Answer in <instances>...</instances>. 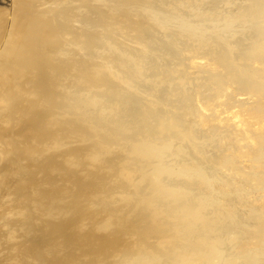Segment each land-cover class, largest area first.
I'll return each mask as SVG.
<instances>
[{"label": "bare ground", "instance_id": "6f19581e", "mask_svg": "<svg viewBox=\"0 0 264 264\" xmlns=\"http://www.w3.org/2000/svg\"><path fill=\"white\" fill-rule=\"evenodd\" d=\"M5 1L0 2V209L5 207L0 219L23 208L29 214L31 201L38 206L30 214L51 216L39 224L22 212L26 226L35 222L30 230L39 226L38 232H46L32 240L28 233L31 241L20 246L23 257L39 264H232L253 251L254 235L245 229L246 238L243 232L244 238L235 235L233 245L225 237L251 218L245 213L254 203L259 202L255 212L264 215V0ZM227 15L255 21L249 42L225 45L219 35L222 46L213 34L198 36L199 29L233 22ZM234 23L232 31L242 29ZM162 92L170 98L162 99ZM198 135L204 141L211 137L202 144ZM62 149L70 159L87 158L96 172L86 168L83 180L78 170L67 173ZM56 157L63 161L56 164ZM80 162L74 163L82 167ZM54 171L62 175L57 182L62 186L52 180L50 186L58 189L53 186V195H47L38 177ZM243 172L257 177L252 192L259 193L249 200L240 195L245 216L236 210L242 206L239 191L252 188L246 175L240 178ZM216 179L219 184L212 183L220 188L222 183L221 193L209 196L217 197L212 198L218 206L208 211L197 199L211 193L203 184ZM233 189L239 202L232 196L226 201ZM261 247L254 250L259 252L254 262H244L264 264Z\"/></svg>", "mask_w": 264, "mask_h": 264}, {"label": "rangeland", "instance_id": "374dc122", "mask_svg": "<svg viewBox=\"0 0 264 264\" xmlns=\"http://www.w3.org/2000/svg\"><path fill=\"white\" fill-rule=\"evenodd\" d=\"M4 1H5V0H0V2H1L2 4L6 2V1H5V2H4ZM166 2H167V1H166ZM6 3H7V2H6ZM225 14H226V13H225ZM235 16H236V15H235ZM226 17L228 18V15H227ZM230 17L232 18L233 22H232V21L229 22V23L224 22V23H226L227 25H229L230 23L233 24L234 22H236V20L238 21V19H239L238 16H236V17H238V19H237L236 17H234V16H229L228 19L226 18L227 21L231 19ZM240 19H241L242 21H240ZM240 19H239L240 22H237V23H239V24L241 23V25H239V24H238V25H239V27H242V29L238 28V29L236 30V28H234V29L237 31L236 33H234V34H236V35H234V34L232 33V32H235V30L232 31V28H233L232 26H233V25H232V26L229 25V26L227 27V25L225 24V26H224L225 28H224V27H221V26L224 25V23L217 22V23H220V24H222V25L220 26V24H219V25L216 24L215 26L213 25L212 27H209V28H208V30H209L210 28H215L216 26H218V27L220 26L221 28H224V29H223L224 32L220 30L221 28H218V30H217V28H215V29L217 30V32H220L221 34H222V33H223V34H225V33H228V34H229V33H230L231 35H234V36L231 37V35L229 34V35H230V38H229V39H228L229 35H228V37L226 36L227 34H226V35H223V34L221 35V34L217 33L218 36L215 35L216 30L214 31L213 29H210V30H209L210 33H208V30H206V29H205V30H202V29L200 30V29H199V34H200V35L198 34V36L203 35V36L205 37V36H207V35H205V34L207 33L208 36H207L206 38H208V37L211 38V37H210L211 35H209V34H213L214 36L212 35V37L215 38V40H216V39H217V40L215 41V40H213V38H212V40H213V42L215 41L216 44H218L217 41H218L219 39H222L223 36H224V37H223L224 39H223L222 42H223L225 45H226V43L228 42V40H231L230 42H232V43H233V42H244V43H247V42H249V37H250V36H248V35H249L248 32L250 33V32L252 31V28L254 29V26H255L254 23H255V21H254L253 24H252V22L249 21L250 23L248 24V21H246L247 23H245L244 18L241 17ZM234 20H235V21H234ZM225 21H226V20H225ZM165 22H166V24L164 25ZM167 23H168V25H167ZM237 23H234V26H235V24H236L235 27L238 26ZM242 23H245V24L243 25ZM214 24H215V23H214ZM250 24H251V25H250ZM258 24H259V22H258ZM162 25H164V26H169L170 23H169V21H168V22H167V21H164ZM176 25H177V24H176ZM253 25H254V26H253ZM171 26H172V25H170V27H171ZM198 26H199V25H198ZM245 26H246V27H245ZM176 27H177V26H176ZM176 27H175V28H176ZM201 27H202V25H201ZM177 28H180V27L178 26ZM228 28H229V29H228ZM243 28H245V29H243ZM226 29H227L229 32H227ZM225 30H226V31H225ZM250 30H251V31H250ZM205 31H207V32H205ZM211 31H212V32H211ZM231 31H232V32H231ZM200 32H201V33H200ZM243 32H245V33L247 32V33H246V34L244 33V34H245V35H244ZM202 33H205V34H202ZM242 34L244 35V37L247 36L248 39H245V38H246V37H245V38L242 40V38H243V35H242ZM247 34H248V35H247ZM219 35L222 36V37H220V38H216V37H219ZM238 35H239V36H238ZM203 36H202V37H203ZM235 36H236V37H235ZM233 37H234V38H233ZM232 38H233L234 40H235V38H236V39L238 38L239 41H237L238 39L234 41ZM212 40H211V41H212ZM244 40H246L247 42L244 41ZM219 42H221V40H220ZM230 42H228V43L230 44ZM224 44L219 43L218 45H222V46H223ZM187 87H188V86H187ZM161 94H162V96H161V95H160V96H161L162 99H164L165 96H166V97H167V96L169 97V94H168L167 92H162ZM169 98H170V97H169ZM189 122H190V124H191V127H193L192 129H194V128L197 129V127H194V125L196 126V123H195L194 120L192 121V119H191V120H189ZM192 122H193L194 124H193ZM192 125H193V126H192ZM191 127H190V128H191ZM196 129H194V130H196ZM200 136H202V135H198V137H197L198 140H197V141L199 142L200 140H202V142L200 141V143H202V144L208 142V141H209V138L211 137V136H209V137L206 136V137H208V138H206V137H205V138L208 139V141H204V136H202L203 139H202ZM213 136H214V137H215V136L217 137V135L214 134V135H212L211 138H214ZM199 138H201V139H199ZM206 139H205V140H206ZM210 143H211V142H210ZM77 146H78V145H77ZM79 146H80V144H79ZM79 146L77 147L78 149H79ZM82 146H83V145L81 144V147H82ZM74 147H75V146H74ZM70 148H71V149H69V148H68V149L66 148V149L69 150V152H70V150L74 149L73 147H70ZM66 149H65V150L62 149V152L64 151V153H62V152H60V151H59V153H58V154H60V153L63 154L62 156L64 157V159H65L64 161L66 162V163L64 162L65 165H66V164H67V165H70V163H71L70 166H72V164H73L74 162L76 163V161H78L77 164H79L80 161H84V159L86 160V161H84V163L80 162L81 165H82V167H83L85 170H83L82 167H80V165H78V166H77V164L75 165V163H74L73 166L71 167L72 169H73V167H74L73 170H71L70 167H67V165L65 166V165L63 164V162L60 163V165L63 164V165H61V166L59 165L60 167H62V166H63L62 168H65V167H66V171L68 170L67 173L72 174V171H73V175H74V172L77 173V170H78L79 172H78L76 175H78V177L80 176L79 179L83 180V179H85V177L83 178V173H85L84 176H85V175L87 176V174H86L87 171H88L87 173H89V172L91 171L90 173H91L92 175H93L94 172H96V171H94L95 169H94L93 167H90V168H89V166H87L88 164L86 165V163H87V158L82 157V158L80 159V161H79V159H78V160H75L76 157H75V158L72 157L73 159H72V158L70 159V158H69L70 155H68V151H67ZM65 151H66L67 154H65ZM64 155H65V156L68 155V157H65ZM62 156H61V157H62ZM61 157H60V158H59V157H56V158H55V159H58V160L55 161L56 164L59 163V160H62V161H63V158H61ZM43 158H46V157H43ZM201 158L203 159V158H205V157H201ZM255 158H256V157H255ZM66 159H67V160H68V159L71 160V161H68L69 164H68V162H67ZM161 159H162V157H161ZM163 159H165V158L163 157ZM39 160L42 161V157H39ZM72 160H74V161H72ZM41 161H39V162H41ZM43 161H44V160H43ZM43 161H42V162H43ZM35 162H37V161H35ZM35 162H34V163H35ZM39 162H37V163L39 164ZM72 162H73V163H72ZM85 162H86V163H85ZM197 162H198V161H197ZM171 163H172V165L175 163V165L172 166L173 168H176V170H177L178 167H179V169H180L181 166L176 165V162H175V161L170 162V164H171ZM194 163H196V161H195ZM33 165H34L33 168L36 167V164H33ZM83 165H84L85 167H84ZM89 165H90V164H89ZM256 165H257V164H255L254 166H256ZM37 166H38V165H37ZM64 166H65V167H64ZM194 166L196 167V164H194ZM77 167H78V168H81L82 171L79 170ZM67 168H69V169H67ZM86 168H88L87 171H86ZM195 169H196V168H195ZM69 170H70V171H69ZM56 171H57V170H56ZM193 171H195V170H193ZM247 172H249V170H248ZM247 172H245V173H247ZM52 173H53V174H52ZM81 173H82V175H80ZM245 173L243 172V174L240 175V176H241L240 178H241V179H244V178L246 177V179H244L245 182L248 183V182L250 181V182H249V186H252V188L247 189V192L249 191L248 193L245 192L246 189H244V190H245L244 192H243V191H239L240 193H239L238 191L234 192V189H233V190H228V193H229V194L227 193V195H230L232 192H233L232 194H234V195H230V196L225 195L226 198L229 197L228 200H226L227 202L230 201V200H233L234 197H235L234 199L236 200L237 197L235 196V194L237 195V194L239 193L238 196H239L240 198L238 197L237 199H238V200L240 199V200H239V201H240V205H242V203L245 202V200L243 201V199L246 198L247 195H248V198H247L246 200H249V199H251L250 197H252V196L254 197V196H257V195L259 194V193H258V194H255V195H254V192H255V191L252 192V191L254 190V188H253L254 185H252V184L256 183V180H255V179H256L257 177H254V178H252L253 176L250 177V174H249V173H252L251 171H250L248 174H245ZM51 174H52V175H51ZM55 175H56V176H55ZM92 175H88V177H90V176H92ZM245 175H246V176H245ZM247 175H248V177H247ZM51 176H53L54 178L51 177ZM61 176H62V175H59L58 172H56V174H55V171H54V172H50V175L47 174V175H45V177L43 176L44 178H43V177L41 178L40 175H39L40 178L38 177V179H41V180H40V183H41L40 185H41V186H42V185L44 186V187H43V186L40 187V191H43V192H45L46 194L48 193L47 195L51 194V192H52L53 190L56 191V189H58V187L60 188L59 185L62 186L61 181H63V180H61V178H59V177H61ZM191 176H192V175H191ZM193 176H194V175H193ZM243 176H245V177H243ZM49 177H50V179H49ZM186 177H187V176H186ZM51 178H52V179H51ZM56 178H57L58 180H57ZM63 178H64V177H63ZM86 178H87V177H86ZM248 178H251V179L248 180ZM241 179H240V180H241ZM42 180H43V181H42ZM52 180H54V181L56 182L55 184H56L58 187L55 186V185L50 186V182H51ZM59 180H61V181H60L61 184L57 183V182H59ZM247 180H248V181H247ZM210 181H211V180H210ZM210 181H209V182H210ZM215 181L219 184V181H217V179L211 181V182L209 183L210 185H209V184H203V185H205V186H206V185L208 186V187L206 186V188L209 189V192H210V190H212V191H211V193H208L206 196L204 195L205 197H203L202 199H200V198L197 199V201L200 202L199 205H200V206L202 205L201 207H203V206L205 207V206L207 205L206 208H207L208 211H211V210L213 211V210L215 209V207L218 206L217 204H215V202H213V200L215 201V199H213L212 197H214V196H218V195H219V192H218V191H220V193H221V189H222V183H221V188H220V187H219L220 185H218V184H213ZM252 181H253V182H252ZM212 182H213V183H212ZM216 182H215V183H216ZM245 182L243 181L244 184H245ZM251 182H252V183H251ZM203 183H204V182H203ZM207 183H208V182H207ZM250 183H251V184H250ZM44 184H45V185H44ZM47 184H49V185H47ZM211 185H212V186H211ZM215 185H216V186H215ZM46 186H47V187H46ZM53 186H55L56 188H54ZM217 186H218L219 188H217ZM209 187H211V188H209ZM215 187H216V188H215ZM255 187H257V184L255 185ZM259 187H260V186H259ZM262 187L264 188V186H262ZM51 188H52V189L54 188V189L52 190ZM223 188H224V187H223ZM246 188H247V187H246ZM214 189H215V190H214ZM74 190H75V189H74ZM235 190H236V189H235ZM240 190H242V189H240ZM213 191H214V193H213L214 196H209L210 194L213 195V194H212ZM229 191H230L231 193H230ZM237 192H238V193H237ZM241 192H243V193H241ZM217 193H218V195H217ZM244 193H245L246 196L244 195ZM242 194H243V195H242ZM51 195H53V193H52ZM51 195H50V196H51ZM240 195L243 196V197L245 196V197L242 198ZM250 195H251V196H250ZM231 196H232L233 198H232ZM207 197H211V198H212V199H211L212 203H210L211 201H210V199H208ZM214 198H217V197H214ZM231 198H232V199H231ZM241 199H242V202H241ZM208 200H209V201H208ZM238 200H236V201H238ZM205 201H208L209 205H208V204H205V203H207V202H205ZM221 201H222V200H221ZM224 201H225V198H224ZM239 201H238V202H239ZM2 202H3V201H2ZM21 202H22V201H21ZM21 202L18 201V205L20 206V208H21V207L23 206V204H24V203L21 204ZM32 202L35 203L36 201H31V203H30L31 205H30V207H29L30 209L28 208L27 211H29V210L31 211V208H32V211H33V209L35 208V206H36V209H34V210H37V206H38V205H36V204H38V203L36 202L35 205H33ZM67 202H68V201H67ZM246 202H247V201H246ZM4 203H5V202H4ZM258 203H259V202L254 203V205H256V206L253 205V207H252V208H253V209H252L253 211H252V210H251V211L249 210L250 212H246V213H245V209H243V208H244L243 205H242V206H239V205H238V207H237L236 210H241V209H242V210H241L242 212H243V210H244L243 215L245 216V214L248 213V214L246 215L247 217H248L249 213H251V214H252V215L250 214L251 218L249 217V219H248V218L246 217L247 220H245V221H246L247 224L244 223V222L239 221V222L237 223V225H239V226H237V231H238V228L241 229V227H242V229H241V230L239 229L240 232H239V231H238V232L235 231L236 233H235V232H234V233H231L232 235H231L230 233H229L230 235L227 234V236L225 237V242H227V243H231V245H233V243H234L235 241H238V240H239L238 238H236L237 236L235 237V235H238V234H239L240 236L243 237V235L245 234V232L248 231V232L246 233L248 236H249V234H250V235L253 234L254 236H255V234H257V237H256V236L254 237V236L251 235V238H252V239L249 238V239H251V240H254V238H255L254 241L249 240V241H250V247L252 246V248L255 250L256 248L261 247V244L264 245V239H262V238H263V235H264V232H263L261 229H259V227H261V228L264 230L263 225L260 226V224H262L263 222H261L260 219L257 220L258 218L261 217V219L263 218V219H262V221H263V220H264V217H263L264 215H263V213H260V214L262 215V216H261L258 212H257V213L255 212V207H259V204H258ZM64 204L66 205L67 203H64ZM197 204H198V203H197ZM1 205H4V204H1ZM21 205H22V206H21ZM32 205H33V206H32ZM210 205H211V206H210ZM246 205H247V204H246ZM70 206H71V204L69 203V207H70ZM209 206H210V208H212V209H210ZM1 208H2V209H0V212H1V211L3 210V208H5V207L3 206V207H1ZM20 208H18V210H19ZM81 208H82V206H81ZM90 208H92V209L95 208V209H93V210L96 211V207L93 206V207H90ZM208 208H209V209H208ZM239 208H240V209H239ZM78 209H80V207H79ZM87 209L89 210V212H93L92 209H91V211H90L89 208H87ZM23 210H24V208H23L21 211H20V210H19V211H16V215H17V213L19 212L18 215L21 216L23 219H24V217H25V219H27V220L30 219L29 217H34V216H35L34 218H36V220L39 221L41 218H47V217L50 216V215L46 214V215H44L45 217H42V216H41V218L38 219V216L36 217V215H38V214H36L37 211H36V212L34 211V215H33V212H32V214H30V211H29V214H27L28 212H26V210H24V211H23ZM20 212H21V213H20ZM22 212H23V216H24L25 213H26V214H25L26 216L23 217V216L21 215ZM71 213H72V215L74 214V212H71ZM238 213L240 214L241 212L239 211ZM244 213H245V214H244ZM35 214H36V215H35ZM13 215H14L15 217H14V216H11V215H8L9 218L7 217V220H6L5 216H3V218H1L2 220L0 219V228H1V229H0V232H1L0 235H2V237H1V239H0V244H1V245H0V248H1V249H0V254H1V255H0V262H1V264H2V263H3V264H28V261H29V264H32V263H33V264H39V262H38L37 259H35V258H32V257L29 258V257H28V258H29V259H28V258H26V257H23V254H22V251H21V249H20V246L22 247L24 244H27V243H28V240H29V241L32 240V237H33V238H36L37 236H39V235H41V234H42V235H41V237H42L43 235L46 234V232L43 231L45 234H44L43 232H38L37 228H38L39 226H38V227H36V226L34 227V229H33L34 232H32L33 230H30L31 227H32V226L34 225V223H35V222L33 221L34 218H33V220H32V221L34 222L33 225H32L31 227H28V226H30V224L28 223L29 225L26 226V222H27V220L24 219L23 222H21V221H22V218H21V217H19V216L17 215V218H19V219H17L15 213H13ZM30 215H32V216H30ZM47 215H48V216H47ZM67 215L69 216V218L67 219V221H69V219H70V217H71V216H70V215H71L70 212H68ZM67 215H66V216H67ZM253 215H255V216L253 217ZM259 215H260V216H259ZM6 216H7V215H6ZM10 216H11V217H10ZM28 216H29V217H28ZM66 216L64 215V216L62 217V221H63V220H64V221L66 220V219H65ZM12 217H14V218H12ZM26 217H27V218H26ZM50 217H51V216H50ZM50 217H49V218H50ZM73 217H74V216H73ZM242 217H243V216H242ZM63 218H64V219H63ZM252 218H254V219H253V220H254L253 222L251 221ZM10 219H13L14 221H13V220L10 221ZM16 219H17V220H16ZM71 219H72V217H71ZM255 219H256V220H255ZM18 220H19V222H18ZM36 220H35V221H36ZM43 220H44V219H43ZM43 220H40L39 222L36 221V223H39V224H42L43 222L45 223L46 220H44V221H43ZM48 220H49V219L47 218V221H48ZM9 221H10V222H13V224H12V223L10 224ZM25 221H26V222H25ZM50 221H51V218H50ZM50 221H48V222H46V223H49ZM248 221H249L250 223H248ZM40 222H42V223H40ZM251 222L253 223L252 226H251ZM254 222H255V224H256V222H258V224H256L257 226L254 224ZM259 222H260V224H259ZM15 223H17V224H15ZM19 223H20V224H19ZM232 223L234 224V218H233V222H232ZM39 224H37V225H39ZM233 224H232V225H233ZM242 224H244V225H242ZM245 224H246V225H245ZM248 224H249V225H248ZM3 225H5V227H4ZM6 225H7V226H6ZM8 225H9V226H8ZM13 225H14V226H13ZM12 226H13V227H12ZM17 226H20V228L18 227L20 230H18V229L16 230ZM24 226H26L27 228H25ZM240 226H241V227H240ZM245 226H246V227L250 226V227L245 228ZM3 227H4V229H3ZM11 227H12V228L16 227V228H15V230H14V229H11ZM21 227H23V229H22ZM7 228H8V230H9L8 233H9V232L11 233V236H9V237L7 236V235H8V233H7ZM24 228H25V229H24ZM28 228H29V229H28ZM254 228H255V229H254ZM2 229H3V230H2ZM27 229H28L29 231H27ZM244 229H245V232H244ZM257 229H259L260 231L257 230ZM4 230H6V233H7V235H4L5 237L3 236V234H6ZM21 230H22V231H21ZM15 231H16L17 233H16ZM24 231H25V232H24ZM26 231H27V232H26ZM35 231H37L38 233H35ZM84 231H86V230H84ZM84 231H83V232H84ZM2 232H3V233H2ZM12 232H13V234H12ZM14 232H15V233H14ZM31 232H32V233H31ZM83 232H80V233H82V234H80V233H79V234L82 235V236H83V235H86V232H84V234H83ZM242 232H243L244 234H243ZM260 232H262V233H260ZM10 233H9V235H10ZM22 233H24L25 235H28V236L26 237V236H25L24 234H22ZM28 233L30 234V239H31V240L29 239V234H28ZM33 233H34V234H33ZM87 233H88V232H87ZM233 234H234V237H233ZM241 234H242V235H241ZM246 234H245V236H244L245 238H246ZM259 234H260V236H259ZM261 234H262V238H261ZM34 235H35L36 237H35ZM228 235H229V236H228ZM17 236H18V237H17ZM24 236H25V237H24ZM231 236H232V237H231ZM11 237L13 238V240H12ZM230 237H231V238H230ZM238 237H239V236H238ZM244 237H243V238H244ZM253 237H254V238H253ZM258 237L261 239V241H260V239H259L258 242H257L256 238L258 239ZM8 238H9V243H10V244L8 243ZM10 238H11V239H10ZM22 238H23V239H22ZM37 238H38V237H37ZM232 238H233L234 240H233ZM247 238H248V237H247ZM5 239H6V240H5ZM17 239H18V240L20 239V240H19L20 242H18ZM236 239H237V240H236ZM1 240H2L3 242H2ZM14 240H15V241H14ZM22 240H23V241H22ZM24 240H25V242H24ZM4 241H5V242H4ZM10 241H11V242H10ZM12 242H13V243H12ZM225 242H223V243H225ZM232 242H233V243H232ZM252 242H253L254 244H253ZM256 242H257V244H258L259 242H260L261 244L259 243V244H258L259 246H258V245H255ZM4 243H6V244H4ZM17 243H18V244H17ZM22 243H24V244H22ZM227 243H225V246L227 245ZM7 244H8V245H7ZM11 244H13V246H14L15 248H14ZM19 244H20V245H19ZM252 244H253V245H252ZM3 245H6V246H3ZM17 245H18V246H17ZM231 245H230V246H231ZM263 245H262V247H261L262 250H264ZM1 246H2V247H1ZM16 246H17V247H16ZM228 246H229V244H228ZM10 247H11V249H10ZM12 247H13V248H12ZM4 248H5V249H4ZM18 248H19V249H18ZM2 249H3V250H2ZM6 249H7L8 252H10V251L12 252V253L10 252V253H11V254H10L11 256H9V254H8L7 251H6ZM12 249H13V251H12ZM230 249H231V247H230ZM261 249H260V250H261ZM19 250L21 251V254H22V255L19 253ZM232 250H233V246H232ZM232 250H231V251H232ZM254 250H253V251L251 250V251H252V255H251V251H250V252H246L245 255H240V257L238 256V259H240L241 256H242V257H244V256L246 257L247 260H246L245 258H244L245 260H243L242 258L240 259V261H243L242 263H240V261L238 262V259L234 260L233 262H237L238 264H239V263H240V264H243V263H244V264H245V263L248 264L247 262H248V261H253L254 259H256V256H257V254L259 253V252L257 253V252L255 251V252L257 253V254H255ZM262 250H261V253H262ZM3 251H6V252H3ZM1 252H2V253H1ZM232 252H233V251H232ZM253 252H254V253H253ZM263 252H264V251H263ZM5 253H7V254H6L7 256L5 255ZM248 253H249L251 256H250ZM236 254H237V253H236ZM12 255H13V256H12ZM14 255H15V256H14ZM249 256H250V257H249ZM253 256H254L255 258H254ZM6 257H7V258H12V257H13L14 259L12 258V259L10 260V259H7ZM18 257H19V258H18ZM257 257H258V256H257ZM235 258H236V257H235ZM252 258H253V259H252ZM33 259H34V261H33ZM26 260H27V262H26ZM35 261H36V262H35ZM244 261H247V262H244ZM21 262H22V263H21ZM233 262H231V263L233 264ZM253 262H254V261H253ZM237 263H236V264H237Z\"/></svg>", "mask_w": 264, "mask_h": 264}]
</instances>
